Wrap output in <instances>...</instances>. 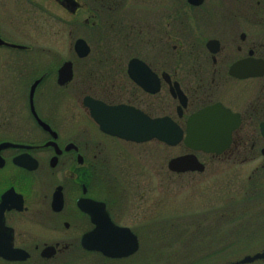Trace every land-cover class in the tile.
<instances>
[{
    "label": "flooded vegetation",
    "instance_id": "af4514ba",
    "mask_svg": "<svg viewBox=\"0 0 264 264\" xmlns=\"http://www.w3.org/2000/svg\"><path fill=\"white\" fill-rule=\"evenodd\" d=\"M43 39L72 40L68 55L38 46ZM92 101L169 118L182 139L105 132ZM215 104L228 112L225 146L188 147L189 117ZM150 142L182 147L172 157L194 154L203 169V157L256 162L251 183L262 182L264 0H0V264L134 258L149 231ZM111 223L136 236L133 253H103L128 242Z\"/></svg>",
    "mask_w": 264,
    "mask_h": 264
},
{
    "label": "rangeland",
    "instance_id": "374dc122",
    "mask_svg": "<svg viewBox=\"0 0 264 264\" xmlns=\"http://www.w3.org/2000/svg\"><path fill=\"white\" fill-rule=\"evenodd\" d=\"M47 43L43 39L37 45L66 56L72 40ZM40 58L45 61L46 57ZM183 150L148 143L149 231L142 236L141 250L134 258L107 264H228L264 250V213H253L264 209V204L255 202L264 195V178L256 186L251 183L256 162L240 166L203 157L208 165L204 171L171 174L167 161ZM131 151L136 152L135 148ZM244 213L253 214L244 215L242 221ZM245 264H264V259Z\"/></svg>",
    "mask_w": 264,
    "mask_h": 264
},
{
    "label": "water",
    "instance_id": "95a60500",
    "mask_svg": "<svg viewBox=\"0 0 264 264\" xmlns=\"http://www.w3.org/2000/svg\"><path fill=\"white\" fill-rule=\"evenodd\" d=\"M81 51L86 53L88 51L87 46H81ZM89 108L92 117L103 131L128 140L140 142L155 137L167 144L175 145L181 141L183 136L182 129L171 122L169 118L153 120L136 109H126L123 106L108 107L93 101L89 103ZM225 114L228 112L220 104L211 105L193 113L186 125L184 143L196 150L219 153L225 146V135L228 131V128L225 131ZM168 167L178 172L203 170V164L197 160L194 154L173 157L168 161ZM111 224L112 229L128 230V242L124 244L112 243V248L110 250L103 249V253L112 257H122L133 253L137 249L135 235L127 228L116 227L113 223ZM120 236L118 234V237ZM256 259H264V251L245 255L229 264H244Z\"/></svg>",
    "mask_w": 264,
    "mask_h": 264
}]
</instances>
